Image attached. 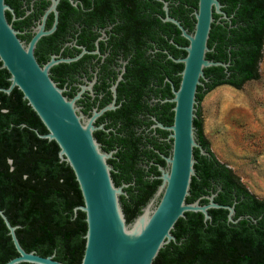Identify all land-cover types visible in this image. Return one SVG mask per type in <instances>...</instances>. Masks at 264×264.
<instances>
[{
	"label": "flooded vegetation",
	"instance_id": "1",
	"mask_svg": "<svg viewBox=\"0 0 264 264\" xmlns=\"http://www.w3.org/2000/svg\"><path fill=\"white\" fill-rule=\"evenodd\" d=\"M192 1L4 0L6 20L25 47L42 32L33 44L36 61L44 66L59 60L48 67V75L67 99H74L81 121L90 120L100 148L111 154L112 179L134 207L146 204L169 169L174 97L189 41L165 18L192 33L198 0ZM218 1L221 12L212 8V22L227 29L238 25L236 8L254 2ZM208 39L209 34L205 58L213 60L207 56L213 49ZM206 190L215 197L220 189Z\"/></svg>",
	"mask_w": 264,
	"mask_h": 264
},
{
	"label": "trees",
	"instance_id": "2",
	"mask_svg": "<svg viewBox=\"0 0 264 264\" xmlns=\"http://www.w3.org/2000/svg\"><path fill=\"white\" fill-rule=\"evenodd\" d=\"M252 1H243L236 8L237 26L227 29L220 22L211 24L208 46L213 49L207 56L229 64L205 67L206 76L201 77L197 86L193 125L196 141L205 153L199 147L193 148L194 174L186 196V202L198 199L201 204L208 202L207 196L211 195L207 188L216 191L219 187L214 201L233 205L232 218L236 221H229L228 209L222 207L209 208L210 218L206 220L199 211L184 212L171 230L175 239L159 249L152 264H264V198L251 193L216 158L203 134L199 109L204 95L216 86L240 88L246 81L259 77L264 0ZM232 8L235 3L229 10ZM209 73L213 76L206 82ZM9 76L0 61V87H8ZM34 129L47 132L22 92L17 87L9 93L0 90V209L12 225H17L16 236L26 251L43 256L54 254L64 264H80L86 221L83 211L74 210L83 204L78 182L70 165L59 158L57 143L39 137ZM125 194L123 191L120 195V203L126 221L130 222L141 208L127 203ZM199 195L205 196L200 200ZM17 254L0 217V264Z\"/></svg>",
	"mask_w": 264,
	"mask_h": 264
},
{
	"label": "water",
	"instance_id": "3",
	"mask_svg": "<svg viewBox=\"0 0 264 264\" xmlns=\"http://www.w3.org/2000/svg\"><path fill=\"white\" fill-rule=\"evenodd\" d=\"M213 7L216 12H221L218 0H198L194 30L190 34L177 20L165 18L177 24L189 41L185 47L187 53L181 59L184 67L174 97L172 155L167 158L169 169L162 172L161 183L150 201L127 222L120 203L122 186L114 184L107 163L111 154L100 148L90 120L81 121L74 99H67L48 75V67L59 60L52 59L44 66L38 64L33 55V44L42 32L39 31L25 47L6 20L4 11L8 6L0 0V61L10 74L8 87H0V90L9 93L17 87L22 92L47 130L39 133L34 129L35 132L39 137L57 143L59 158L65 160L74 172L83 199V204L74 210L83 211L86 221L80 264H152L159 249L175 239L171 230L186 211H199L206 220L210 218L209 208L222 207L228 209V220L236 221L232 218L234 206L214 202V194L207 196L206 204H200L198 199L186 202L194 174L193 148L199 147L200 152L205 153L196 141L193 125L197 85L201 84L204 67L225 65L205 58ZM158 195L159 200L151 209L152 200ZM0 217L18 253L4 264H64L55 259L54 254L43 256L26 251L16 236L17 225H12L1 209Z\"/></svg>",
	"mask_w": 264,
	"mask_h": 264
},
{
	"label": "rangeland",
	"instance_id": "4",
	"mask_svg": "<svg viewBox=\"0 0 264 264\" xmlns=\"http://www.w3.org/2000/svg\"><path fill=\"white\" fill-rule=\"evenodd\" d=\"M258 74L240 88L216 86L204 95L199 109L203 134L216 158L251 193L264 198V41ZM159 197L153 198L151 209Z\"/></svg>",
	"mask_w": 264,
	"mask_h": 264
}]
</instances>
